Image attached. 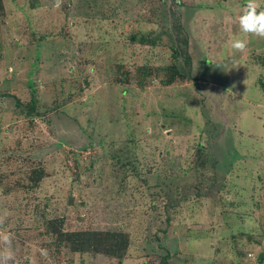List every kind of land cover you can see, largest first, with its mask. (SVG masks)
Wrapping results in <instances>:
<instances>
[{"label":"rangeland","instance_id":"obj_1","mask_svg":"<svg viewBox=\"0 0 264 264\" xmlns=\"http://www.w3.org/2000/svg\"><path fill=\"white\" fill-rule=\"evenodd\" d=\"M245 4L0 0L9 264H264V38L240 33Z\"/></svg>","mask_w":264,"mask_h":264},{"label":"clouds","instance_id":"obj_2","mask_svg":"<svg viewBox=\"0 0 264 264\" xmlns=\"http://www.w3.org/2000/svg\"><path fill=\"white\" fill-rule=\"evenodd\" d=\"M239 30L244 37L249 34L264 38V0H246L241 15L238 17ZM228 47L233 50V54L242 53L247 48V40L241 36H234L228 42ZM11 213L4 209L0 211V228H3L5 220ZM13 236L10 232L0 231V264H9L14 259V249L12 247ZM40 255L48 256V250L41 248Z\"/></svg>","mask_w":264,"mask_h":264}]
</instances>
